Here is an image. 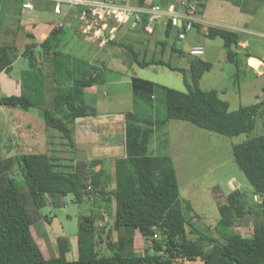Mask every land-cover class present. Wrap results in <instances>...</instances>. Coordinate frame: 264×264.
<instances>
[{"label": "trees", "instance_id": "1", "mask_svg": "<svg viewBox=\"0 0 264 264\" xmlns=\"http://www.w3.org/2000/svg\"><path fill=\"white\" fill-rule=\"evenodd\" d=\"M130 1L141 7H167L176 0H165L162 4H156L155 0ZM187 1L196 7V15L201 19L208 0ZM159 22H154L153 31L148 32L149 17L146 15L136 23L134 31L153 35ZM115 26V23H109V28ZM202 27V22L195 23V30L201 32ZM64 33L63 28H55L43 42L28 45L23 53L16 46H0V75L11 73L19 58L27 61V68L21 73V93L11 96L0 93V107L35 112L47 129L60 133L66 145L74 147L76 121L97 116L96 108L87 104L86 96L88 89L105 81V68L60 51V37ZM206 35L220 37L228 60L235 62L234 49L241 43L239 33L211 27ZM170 38L175 40L170 45L171 53L189 59L187 67L174 66L163 57ZM106 39L109 44L129 50L142 68L162 66L182 74L187 91L163 88L167 111L165 118L156 123L139 120L132 114L128 116L126 156L116 159L114 175L105 168L96 173L69 171V167L59 164L60 160L53 153L16 156V173L12 172V158L4 167L0 165V264H172L171 260L176 259H200L205 264H215L217 257L225 259L227 264H264V135L233 147L234 159L252 187L253 205H248L238 190L233 191L227 202L219 206L220 218L215 226L217 237L194 226L200 218L192 204L180 198L173 158L169 154H149L154 125L160 129L172 120L184 121L210 133L234 138L257 127V120L264 116V102L231 111L229 103L221 99L217 91H203L199 82L212 69V64L179 48L176 31L168 21L165 39L159 41L163 48L160 58L141 61V55L132 43L110 40L107 32ZM38 47L40 53L36 51ZM43 63L51 66V100L47 96L49 75ZM157 88L158 85L151 81L131 78L135 102L154 107ZM99 163L92 161L88 168ZM17 174L24 179L32 206L37 210L43 209L49 201L72 194L78 201L90 200L104 214L111 216L112 231L100 227L95 215L84 217L77 234V259H47L33 236L32 219L20 192ZM250 218L254 232L251 237H246L235 228ZM45 219L49 221L47 217ZM112 232L117 233V241H112ZM137 232L145 240H151V249L156 254L126 255V250L134 245ZM188 233L196 235V239H188ZM104 244L113 251L112 255L101 253ZM211 245L217 246V256L207 250Z\"/></svg>", "mask_w": 264, "mask_h": 264}, {"label": "rangeland", "instance_id": "2", "mask_svg": "<svg viewBox=\"0 0 264 264\" xmlns=\"http://www.w3.org/2000/svg\"><path fill=\"white\" fill-rule=\"evenodd\" d=\"M148 1L153 2V0ZM155 3L162 4L165 0H155ZM63 10L70 9L64 6ZM201 17L202 31L198 34V30H195L186 41L177 43V46L186 53H189L188 45L191 43L204 48V54L199 58L211 63L212 69L204 74L199 87L203 91H217L220 98L229 103L231 111L264 102V75H259L247 65L249 56H256L264 61V0H208ZM51 19L54 20V17L52 16ZM166 21L163 19L156 25L157 29L154 30L153 35L135 32L130 36L126 33L116 38V41L118 43L135 41L132 44L141 55V61L144 59L149 61L153 57L160 58L163 55V48L157 39H165ZM62 23L65 33L60 37V51L105 68V81L96 86L95 94L90 92L86 96L87 104L97 110V116L89 118L95 120L97 126L107 125L108 128L119 129L130 114L148 121L154 117L156 120L164 119L167 111L164 89L187 91L182 74L162 66L142 68L136 64L129 50L113 44L106 43L105 47H100V41H93L82 33L83 24L77 13L74 12L73 17L65 16ZM211 27L226 28L240 34L245 46L234 49L235 62L228 60L224 42L220 37L210 38L206 35ZM174 41V38L168 40L169 46L165 49L163 57L171 61L174 66L187 67L189 59L171 53L170 45H173ZM19 46L22 47V44ZM37 52L40 53L41 49ZM43 64L49 75L47 96L51 100L53 93L51 66L49 63ZM250 64L257 68L261 65L256 59H251ZM19 69L21 67L17 64L15 71ZM132 77L158 85L155 110L145 102L134 101L131 90ZM1 96L7 94L1 92ZM24 113L19 109L0 107V165L4 167L7 160L12 158L13 173L18 172L16 156L24 153V148L17 141L18 128L26 124ZM32 115V112L26 114V116ZM39 120L44 122L41 118ZM112 123H115V126ZM160 130L151 141L149 154H169L173 158L180 184V198L189 201L200 218L195 221L194 226L201 232L217 237L215 226L220 218L219 206L227 202V197L233 191L238 190L247 204L253 205L252 187L234 159L233 147L258 135H264V116L257 120V127L253 131L234 138L210 133L189 122L175 120L170 121L168 126ZM120 139V131H118L112 135L109 144L99 149L95 155L110 156L114 151L120 156L122 154ZM158 142L167 148L154 152ZM32 151L28 150V152ZM18 175L20 192L24 195V201L28 209L30 207L29 213L32 215L33 209L31 205L29 206L32 203L27 187L24 179ZM97 210L98 208L90 200L78 201L72 194L60 197L54 202L49 201L47 206L36 211L41 219L34 220V233L37 234L39 227H45L50 238L68 236L72 254L65 259L75 261L78 256L77 234L80 220L95 215ZM100 214L96 215L99 224L103 222L102 226L112 231L113 218L107 214ZM45 217L52 220L51 224ZM32 218L35 217L32 215ZM235 230L246 237H251L254 232L252 218L247 219ZM38 237L42 240L39 235ZM135 237L137 238L134 240V245L126 250V255L156 254L151 249V240H145L139 232ZM187 237L190 240L196 239V235L191 233H188ZM59 238L57 240H63ZM111 238L113 242L117 241V233L112 232ZM207 250L218 255L215 252L216 245L209 246ZM101 253L112 255L113 251L104 244L101 245ZM171 261L172 264H205L200 259ZM215 264H227V261L217 257Z\"/></svg>", "mask_w": 264, "mask_h": 264}, {"label": "crops", "instance_id": "3", "mask_svg": "<svg viewBox=\"0 0 264 264\" xmlns=\"http://www.w3.org/2000/svg\"><path fill=\"white\" fill-rule=\"evenodd\" d=\"M68 9L70 8L68 7ZM72 12L74 13L75 11L71 9L68 11H64L62 8V14L57 15L54 13V5L49 2H37L35 3V10L29 11V10H24L22 8L21 0H2L0 1V46H16L19 49V51L23 53L25 52V49L28 45L33 43L40 44L41 42H43L55 28H63L64 27L63 26L64 24L62 23L63 18L65 16L73 17ZM52 16L54 17V20L51 19ZM134 27H136L135 23H130L120 26L119 28H117L114 39L123 36L126 33H128L130 36L132 34H135ZM197 33L199 34L200 32L197 31ZM105 38H106V34H105ZM160 40L163 39H157V41ZM134 42L135 41H129L128 43H134ZM106 43L108 42L107 41L106 42L103 41L102 43L100 42V47H105ZM20 44H22L23 48L19 46ZM193 46H198V45H194L191 43L190 45H188V50L190 51V49ZM244 46H245L244 43L241 41L240 47L244 48ZM38 50L39 47L36 49V51ZM251 59H256L257 61L260 62L261 65L258 68L252 66L250 64ZM17 64L20 65L21 69L15 71ZM247 65L254 71L258 72L259 75H264V61L257 58L256 56H249L247 59ZM26 68H27L26 59L19 58L14 63L13 71L11 73L1 74L0 93L2 92L4 94H7V96L20 94L21 73ZM95 91H96V86L88 89L87 93L91 92L95 94ZM151 108L155 110V104L154 107ZM29 113L31 114V112L28 113L25 112L23 114V116L26 118L24 121V123L26 124H23L21 125L20 128H18L19 133L17 136V141L20 144V146L24 148L23 154L53 153V155L60 160L59 164L69 167L68 169L69 171L72 172L76 171L79 173H85L88 171L89 173H96L99 172L101 168H105L112 175H114L115 173L116 159L123 158L126 156V137H125L126 121L124 123L125 125L122 124L121 128L118 129L115 127L108 128L107 125L97 126L95 120L89 119L90 117L79 119L76 121L75 124L74 147H73L66 145V142L62 139L60 133L54 130L47 129L44 122L42 123L41 120H39L40 118L35 112H32L33 113L32 116H26V114ZM139 120L141 119L139 118ZM149 121L153 123L157 122L156 117H154V119H151ZM168 124L161 126L160 129L163 130L164 127L168 126ZM112 125L115 126V123H112ZM154 126H155L154 135H155L161 130L156 128V125ZM118 131H120V138H121L120 143L122 145V154L118 156L114 153V151H112L111 152L112 155L110 156L100 155L99 157V155H95V153L99 152V149L104 148L105 145L109 144V142L112 140V135H115V133ZM156 147L157 149L154 148V152L167 148V146L165 147L164 144L163 146H161L159 142L157 143ZM152 148H153V144H152ZM28 150H33V151L28 152ZM150 155H161V154L152 153ZM92 161H100V163L99 165H94L88 168L89 163H91ZM112 188H114V185L112 186ZM30 205L32 206V204H29V206ZM31 208L33 209V211H31L32 215L35 217L33 219L30 213L33 223L32 233L38 245L42 249L44 256L47 259L59 258V257L66 258L67 256H70V254H72V248L68 236H64V237L61 236L60 238H63V240H57L59 237L50 238L49 235H47V231L45 227H44L45 229L43 227H39L37 230L38 231L37 234L34 233V227H33L34 220L39 221L41 217L38 214V212H36L38 210H35L33 206ZM102 211L103 210L98 209L95 216L100 213H101L100 215L104 214V212L102 213ZM113 211H114V207H113ZM47 222L51 224L52 220L49 219V221L47 220ZM102 223L103 222L99 224L100 227H103ZM38 235L41 237L42 240L39 239Z\"/></svg>", "mask_w": 264, "mask_h": 264}, {"label": "built area", "instance_id": "4", "mask_svg": "<svg viewBox=\"0 0 264 264\" xmlns=\"http://www.w3.org/2000/svg\"><path fill=\"white\" fill-rule=\"evenodd\" d=\"M21 2L22 8L29 11L35 10L37 2L52 3L54 13L57 15L62 14L63 6H68L79 15V20L83 24V34L101 43L107 41L106 32L110 39H114L118 26L136 24L146 15L149 17L148 32L153 31L154 22L167 19L176 31L179 41H186L188 35L195 30V23L203 21L196 15V7L187 0H176L167 7L161 5L141 7L132 4L130 0H21ZM110 22L116 26L109 28ZM190 54L201 56L204 54V48L193 46Z\"/></svg>", "mask_w": 264, "mask_h": 264}]
</instances>
